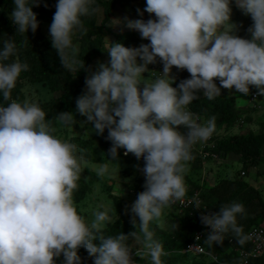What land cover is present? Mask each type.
Returning a JSON list of instances; mask_svg holds the SVG:
<instances>
[{"label":"clouds","instance_id":"clouds-1","mask_svg":"<svg viewBox=\"0 0 264 264\" xmlns=\"http://www.w3.org/2000/svg\"><path fill=\"white\" fill-rule=\"evenodd\" d=\"M9 19L16 33H35L39 27L33 7L39 0H12ZM233 0H146L145 11L154 18L129 21L128 27L149 41L139 47L111 43L107 64L91 72L76 59L73 34L82 28L81 17L95 11L93 0H57L49 35L61 65L69 70L89 71L86 91L76 99V111L87 118L97 134L112 147L108 155L118 160V150L143 160L144 191L130 205L134 230L128 234L105 235L111 222L107 211H95L90 221L79 214L74 192L79 190L84 168L75 143L62 141L53 133L59 126L76 123L72 112L57 113L49 119L42 108L24 100L12 99L22 71L14 41L0 47V264H82L78 250L83 247L93 264H136L134 239L144 251L135 256L150 257V264H164L167 255L154 239L150 223L162 211L184 202V173L194 159L192 148L207 141L215 131V117L200 123L188 110L199 94L212 100L221 89L244 96L250 88L264 95V0H234L250 15L249 38L237 35L231 22ZM47 7V5H45ZM161 63L163 70L148 80L154 70L148 65ZM186 70L190 78L173 87L172 69ZM148 73L146 77L144 74ZM219 80V87L216 80ZM239 118H237V123ZM181 126L186 129L181 132ZM107 165L97 171L107 172ZM197 209L199 204L196 205ZM129 207L126 206L127 212ZM244 205L232 202L219 212L202 214L201 222L210 228L205 243L222 246L232 233L243 246L252 239L238 224L245 216ZM99 241V244L94 241Z\"/></svg>","mask_w":264,"mask_h":264},{"label":"trees","instance_id":"trees-1","mask_svg":"<svg viewBox=\"0 0 264 264\" xmlns=\"http://www.w3.org/2000/svg\"><path fill=\"white\" fill-rule=\"evenodd\" d=\"M130 0H96L93 7L101 6L104 18L101 24L95 22L83 24L80 29L79 49L76 53L78 61H84L86 69L95 72L94 59L104 50V32L107 31L105 23L110 19L114 9L118 4L126 5ZM40 6L33 7V11L37 14L38 22H52L55 12V4L57 0H39ZM47 5V7H45ZM232 14L231 22L237 23L242 19L249 17L245 15L236 5H231ZM14 5L12 0H0V47L3 41L12 40L17 47V56L21 63H27L29 68L22 71L17 80L16 87L12 91V99L19 102L24 101L23 89L26 85L40 84L47 88L49 92H61L59 96H53L47 100L39 99L38 104L45 111L49 119L55 118L62 108L70 112L71 108L76 105V99L86 91L85 79L89 76V71L81 69L77 65V70L69 71L65 69L59 60L56 51L52 48L51 42L42 35L39 28L35 33L31 30L27 34L16 33V26L9 19V14ZM91 27L92 30H87ZM113 33V32H112ZM114 40L111 43H123L126 47H136L138 39L130 33H113ZM245 38L250 39V34L246 32ZM110 43V44H111ZM161 66V65H158ZM163 69V68H162ZM176 78L173 87H177L183 79L190 78V74L186 70L172 69ZM0 103H6L0 100ZM188 110L196 116H201L208 120L215 117L216 127L222 125H232L237 123L238 110L236 107V98L234 95L216 96L214 99H207L203 93L199 94V98L192 101L188 105ZM93 126L92 123H90ZM94 127V126H93ZM95 131V130H94ZM96 142L92 139L73 136L70 138L71 143H75L78 148L77 154L85 160H92V149L96 146L106 159H111L108 155L109 149L112 147L111 141L107 140V130L103 135L94 134ZM205 151L214 152L220 158H224L228 153L238 155L241 164V171L244 174L250 168H257L264 159V134L262 133H239L228 135L225 138L214 141L212 147L205 148ZM194 159L190 161L192 169H198L202 166L204 160L201 159L198 151L192 148ZM98 159V158H95ZM213 160L212 158H208ZM112 160V159H111ZM118 160H130V156L124 155V149L118 150ZM207 160V159H206ZM144 166V161L140 160ZM84 172H86L84 170ZM241 173V172H240ZM243 175V174H242ZM189 182L190 189L186 194H191L195 190H200L204 203L212 213L219 212V207L232 202H239L244 205L246 210L245 216H238V224L243 227L246 234L248 229L253 225L264 224V193L255 185L246 180L243 176L237 175L233 178H220L208 190H203L200 185L185 175ZM141 181L143 177L139 176ZM135 191V199L138 193L144 191L143 185L133 187ZM89 191V186L81 179L79 181V190L74 192L76 200H82ZM118 216L106 225L105 235H117L120 232L128 234L134 230L139 232V226L134 229L131 223L132 214L130 205L127 204L129 210L126 212L123 208V199L117 194H110ZM201 212L197 208H186L174 215V224L171 231H167L159 227L157 220L150 223V229L154 232V239L160 242L167 255L162 256L164 264H177L186 261L188 256L182 250L189 244L194 233L198 230L204 231L202 243L207 251L216 257L209 264H239L241 256L239 249H249V243L243 246L237 243L236 238L230 232L226 234L222 246L213 245L209 247L205 243L207 232L205 225L201 222ZM134 239H129L128 244L134 250ZM99 244V241H94ZM78 254L82 259V264H93V258L88 255L86 249L81 247ZM135 255V254H134ZM207 255H192L186 264H206ZM137 258V256H135ZM211 258V257H210ZM63 257L56 259V264H62ZM250 264H264V255L251 260Z\"/></svg>","mask_w":264,"mask_h":264},{"label":"rangeland","instance_id":"rangeland-1","mask_svg":"<svg viewBox=\"0 0 264 264\" xmlns=\"http://www.w3.org/2000/svg\"><path fill=\"white\" fill-rule=\"evenodd\" d=\"M96 0H93V3ZM105 1V0H103ZM232 3H235L234 0ZM231 3V4H232ZM95 11L85 17H81L82 24L89 22H95V24H101L102 19L104 18V13L101 6L94 7ZM146 9V0H130L126 5L118 4L114 9L110 19L105 23L107 31L104 32V50L94 59L95 72L99 70L100 64H107L110 60L108 52L106 51L107 47L110 46V43L114 40L113 33H130L133 34L138 39V44L136 47H139L142 44H147L149 41L141 38L138 31L128 27L129 21L144 20L147 21L154 16L150 15L145 11ZM52 22L43 21L39 23V30L44 37H46L50 42L51 38L49 35V26ZM238 26L239 31L237 35L242 38H245L248 27L252 24L251 17L242 19L240 22L234 23ZM94 30L91 27H87ZM80 29H76L73 34V46L76 49V53L79 49V39H80ZM113 32V33H112ZM163 65L159 62L155 64L148 65V68L152 70V67ZM163 70V69H162ZM173 73V71H172ZM171 73V75H172ZM146 77L148 73L144 74ZM174 76V75H172ZM157 78L153 73L147 77L148 80H154ZM217 86L219 87V80L216 81ZM24 100H28L32 103H37L39 99L47 100L53 96H59L61 92H49L46 87L35 84V85H26L23 89ZM257 89L255 87L250 88V94L244 96L235 91L228 92L227 89H221V94L223 96L234 95L236 98V107L238 110V118H243V123H234L232 125H222L215 128L214 133L207 141L198 142L193 146V149L196 151H202L205 148L212 147L214 141L225 138L228 135L239 134V133H262L264 134V95H257ZM60 112H67L66 109L62 108ZM59 112V113H60ZM70 112L75 114L76 123L69 126H59L56 128V131L53 133L57 138L62 141L70 142V138L73 136H80L88 139H92L94 143L96 142L94 134V127L90 125V122H87V118L81 116L76 111V105L71 108ZM200 123H206L207 120L203 117H199ZM181 132H184L180 128ZM93 157L98 159L85 160L78 154L82 168L86 172L82 173L81 179L89 186V191L82 200H76L74 202L77 206V211L79 214H82L86 220L90 221L93 217L92 214L95 211H107L111 217V221L118 216V212L113 203L111 193L117 194L123 199V208L125 209L127 204H132L135 199V191L133 186L142 185L144 181L139 179V176H143L140 160H137L134 155L128 154L130 160H111L106 159L103 156V153L94 146L92 149ZM227 156V155H226ZM224 158H218L214 161L211 159L205 160V168H203V163L200 168L192 169L191 163L187 164V171L184 173V182L186 189H190L189 182L185 178V175L192 179L195 183L201 186L203 190H208L210 186H213L220 178H233L240 174L246 180H248L253 185L257 186L264 193V159L257 168H250L245 174H241V164L237 160V156L234 154H229V156ZM107 165V172H105L103 177L97 176L98 169ZM145 179V177H144ZM186 191V193H187ZM179 213L178 209L171 205L166 207L162 211V215L157 220L159 227L164 230L171 231L174 224V215ZM139 233V232H138ZM139 251H144L142 244L134 241V253ZM186 261L178 262L177 264H186L187 260L192 258L191 254H187ZM133 259L136 261V264H150V257H145L141 259L140 257ZM210 257H206V264H209L212 260Z\"/></svg>","mask_w":264,"mask_h":264},{"label":"built area","instance_id":"built-area-1","mask_svg":"<svg viewBox=\"0 0 264 264\" xmlns=\"http://www.w3.org/2000/svg\"><path fill=\"white\" fill-rule=\"evenodd\" d=\"M152 70H154V72H152L153 75L158 77L160 76L159 72H162V66L152 67ZM238 123H243V118H239ZM198 152L202 160H206L209 157L212 158L213 160H218L219 158L216 153L214 152L209 153L204 149ZM241 174H244V171H241ZM197 204H199V208H200L199 210L201 214L212 213L211 209H209L207 205L204 203L200 190H195L191 194H186L184 202L183 203L177 202L174 204V206L178 209V211H181L182 209H186V208H192V207L197 208L196 207ZM205 230L210 231V228L205 226ZM246 234L251 235L252 239L248 241L249 249L242 248L238 250L241 256V260L239 264H250L251 260L264 255V224L251 226ZM203 236H204L203 230L196 231L189 244L182 251L186 254H191V255H198V254L207 255L211 257L213 260H216V257L211 255L207 251L204 244L202 243ZM134 254L135 253L133 251L132 255Z\"/></svg>","mask_w":264,"mask_h":264},{"label":"crops","instance_id":"crops-1","mask_svg":"<svg viewBox=\"0 0 264 264\" xmlns=\"http://www.w3.org/2000/svg\"><path fill=\"white\" fill-rule=\"evenodd\" d=\"M197 117H200V118H201V116H197ZM181 128H182V130L186 133L187 130L184 129L182 126H181ZM180 131H181V130H180ZM229 154H230V153H228L227 156H229ZM231 154H233V153H231ZM234 155H236V154H234ZM227 156H226V157H227ZM236 156H237L236 158H237V160H238V157H239V156H238V155H236ZM214 161H216V160H214ZM202 163H203V168H205V166H206V164H205V160H204ZM142 177H143V176H142ZM143 179H144V177H143ZM144 180H145V179H144ZM144 182H145V181H144ZM142 185H144V184H142ZM133 187H134V186H133Z\"/></svg>","mask_w":264,"mask_h":264}]
</instances>
